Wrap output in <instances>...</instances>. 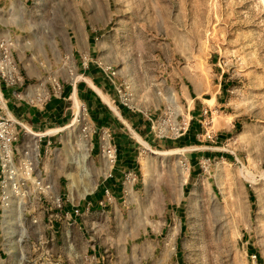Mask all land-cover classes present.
I'll use <instances>...</instances> for the list:
<instances>
[{
    "label": "rangeland",
    "instance_id": "obj_1",
    "mask_svg": "<svg viewBox=\"0 0 264 264\" xmlns=\"http://www.w3.org/2000/svg\"><path fill=\"white\" fill-rule=\"evenodd\" d=\"M9 2L0 264H264V0Z\"/></svg>",
    "mask_w": 264,
    "mask_h": 264
},
{
    "label": "crops",
    "instance_id": "obj_2",
    "mask_svg": "<svg viewBox=\"0 0 264 264\" xmlns=\"http://www.w3.org/2000/svg\"><path fill=\"white\" fill-rule=\"evenodd\" d=\"M11 1H15V0H11ZM21 5H20V3H18L17 10L20 9ZM9 6H10V2H9V4L5 3V7L6 8H5L4 16H5V24L8 27H7V29H5V31H3V29H2L0 32H21L20 24L19 23L16 24V19H15L14 12L12 11V9L9 8ZM70 90H71V93H72L71 97L73 95L75 96L74 93H75L76 88L72 87ZM96 90H97V92L99 94H101V96H103L102 93L98 89H96ZM93 93L95 94V92L93 90H91V92L86 93L84 95L85 96V100L89 103L90 106H92V108H93L92 111L93 112H96L97 115H101L106 120H108L111 117V114L109 112L108 107L105 104H103V102L101 100L98 101L95 98ZM103 99L108 103L110 108L113 111H115V108L110 104V102L108 101V99L105 96H103ZM24 103H22L21 101H16L15 98H13V96H10V95H7L5 97V99L3 100L2 97H1V93H0V104H1V107L5 109V112H4L2 110V108H0V113H2V114H5V115L11 116V117L18 116V117L22 118V116H24L26 113L32 112L31 113V115L33 116L32 119L33 120H35V119L38 120L39 117H41L42 115H45L47 113V112H41L40 115L37 116L36 113L39 110L38 109L37 110L35 109V111L32 110V109L29 110V107L25 106ZM129 130H131V129H129Z\"/></svg>",
    "mask_w": 264,
    "mask_h": 264
},
{
    "label": "bare ground",
    "instance_id": "obj_3",
    "mask_svg": "<svg viewBox=\"0 0 264 264\" xmlns=\"http://www.w3.org/2000/svg\"><path fill=\"white\" fill-rule=\"evenodd\" d=\"M103 97V96H102ZM105 99V98H104ZM70 107L72 108V112H73V121H75L76 120V118H77V116L79 115V113H80V108H79V102H78V100H77V98L73 95L72 97H71V104H70ZM131 131V130H130ZM31 132V131H30ZM132 132V134L135 136V138L136 139H138L144 146H146V147H148L147 146V144L144 142V141H142L141 139H140V137L135 133V132H133V131H131ZM176 151H178V150H173V151H168V152H161V151H154L153 153H155V154H170V153H175ZM4 162H5V164L3 165L4 167H6L7 166V168H5L4 170H7V169H9V170H7V180L10 178V177H12L13 175H14V172L12 171V170H10V162H9V159L7 158V159H5L4 160ZM74 180H73V178H72V182H73ZM5 178H4V181H3V185H2V188H3V197H2V199H3V201H5L6 199H8V194H7V192H5Z\"/></svg>",
    "mask_w": 264,
    "mask_h": 264
},
{
    "label": "built area",
    "instance_id": "obj_4",
    "mask_svg": "<svg viewBox=\"0 0 264 264\" xmlns=\"http://www.w3.org/2000/svg\"><path fill=\"white\" fill-rule=\"evenodd\" d=\"M15 121L11 116L0 114V153L6 156L9 154L7 145L12 136L11 126Z\"/></svg>",
    "mask_w": 264,
    "mask_h": 264
}]
</instances>
